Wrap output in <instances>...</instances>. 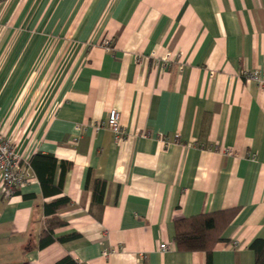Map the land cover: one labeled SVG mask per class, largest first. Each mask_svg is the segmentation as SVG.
<instances>
[{
    "label": "crops",
    "instance_id": "1",
    "mask_svg": "<svg viewBox=\"0 0 264 264\" xmlns=\"http://www.w3.org/2000/svg\"><path fill=\"white\" fill-rule=\"evenodd\" d=\"M0 20V130L26 160L56 157L54 185L70 163L58 195L31 169L0 196V264H207L176 247L174 222L227 209L210 264H253L264 90L242 72L264 69V0H22ZM58 196L63 224L39 247Z\"/></svg>",
    "mask_w": 264,
    "mask_h": 264
},
{
    "label": "trees",
    "instance_id": "2",
    "mask_svg": "<svg viewBox=\"0 0 264 264\" xmlns=\"http://www.w3.org/2000/svg\"><path fill=\"white\" fill-rule=\"evenodd\" d=\"M31 169L34 170L43 191L46 196L58 195L62 191L63 177L70 163L60 162L61 174L56 185L52 184L53 169L57 164V159L52 154L34 153L28 160ZM101 189L104 187V181H98ZM69 203L66 196H58L49 202L43 203V212L45 218V231L39 239L38 246L42 247L53 241L51 237L55 227L63 224L58 218L56 211ZM236 209H227L216 213H201L195 216L177 219L174 222V242L178 249L186 251L201 250L204 251L207 258V264H210V253L216 242L221 240L219 220L228 223L236 213ZM224 224V225H225ZM249 247L254 252L253 264H264V238L252 240ZM7 264V263H1ZM56 264H80L71 255L66 254L59 258Z\"/></svg>",
    "mask_w": 264,
    "mask_h": 264
},
{
    "label": "built area",
    "instance_id": "3",
    "mask_svg": "<svg viewBox=\"0 0 264 264\" xmlns=\"http://www.w3.org/2000/svg\"><path fill=\"white\" fill-rule=\"evenodd\" d=\"M168 59L169 54L162 57L163 61ZM242 76L256 82L264 90V69L245 70L242 72ZM101 125L110 129L114 142L117 143L125 137L126 133L120 122V113L115 108L109 109L106 119ZM162 140L165 141L164 138ZM31 179L32 171L28 160L19 155L13 141L0 130V196L3 198L12 196ZM166 247L165 243L160 244V248L165 249ZM103 254L107 255V251H103Z\"/></svg>",
    "mask_w": 264,
    "mask_h": 264
},
{
    "label": "rangeland",
    "instance_id": "4",
    "mask_svg": "<svg viewBox=\"0 0 264 264\" xmlns=\"http://www.w3.org/2000/svg\"><path fill=\"white\" fill-rule=\"evenodd\" d=\"M22 0H0V14L2 12H5V11H17L19 5L21 4ZM19 3V4H18ZM5 23L0 20V30L3 29L5 27ZM54 73H55V69H52V74L51 76H49L48 74V77L45 79V81H47V83L50 82L51 79H53L54 77Z\"/></svg>",
    "mask_w": 264,
    "mask_h": 264
}]
</instances>
